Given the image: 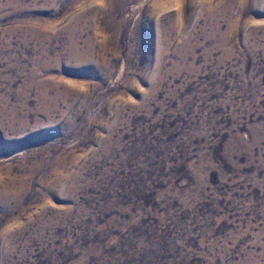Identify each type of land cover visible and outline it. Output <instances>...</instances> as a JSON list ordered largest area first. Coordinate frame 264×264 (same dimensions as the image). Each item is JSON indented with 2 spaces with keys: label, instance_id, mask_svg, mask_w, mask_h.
Masks as SVG:
<instances>
[{
  "label": "rangeland",
  "instance_id": "rangeland-1",
  "mask_svg": "<svg viewBox=\"0 0 264 264\" xmlns=\"http://www.w3.org/2000/svg\"><path fill=\"white\" fill-rule=\"evenodd\" d=\"M0 264H264V0H0Z\"/></svg>",
  "mask_w": 264,
  "mask_h": 264
}]
</instances>
